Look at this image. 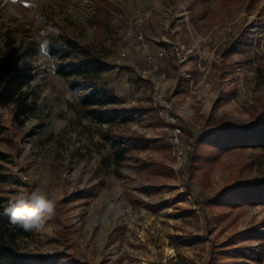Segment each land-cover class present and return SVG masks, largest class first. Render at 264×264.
I'll use <instances>...</instances> for the list:
<instances>
[{"label": "rangeland", "instance_id": "rangeland-1", "mask_svg": "<svg viewBox=\"0 0 264 264\" xmlns=\"http://www.w3.org/2000/svg\"><path fill=\"white\" fill-rule=\"evenodd\" d=\"M0 5V59L20 47L37 50L18 64L32 76L22 90L30 110L21 126L13 123L12 108L0 110L6 157L0 165L9 177L2 193L14 199L39 188L56 201L41 229L15 237L18 255L31 264L42 258L43 264H204L212 245L234 241L254 248L264 264V204L204 202L220 198L226 186L264 178V152L221 155L206 187L201 174L192 180L188 171L195 138L223 125L241 128L264 108V0H17L15 15L7 14L4 0ZM57 35L102 54V81L115 107L128 114L150 108L156 115L154 124L115 123L111 133L133 132L161 146L115 166L107 126L80 107L86 91L71 90L56 75V62L39 56L40 43ZM180 81L188 92L178 88ZM171 116L192 147L177 173L167 148ZM138 159L162 164L172 176L136 174ZM154 185L165 188L140 192Z\"/></svg>", "mask_w": 264, "mask_h": 264}, {"label": "trees", "instance_id": "trees-1", "mask_svg": "<svg viewBox=\"0 0 264 264\" xmlns=\"http://www.w3.org/2000/svg\"><path fill=\"white\" fill-rule=\"evenodd\" d=\"M45 40L49 42V51L55 58L56 75L68 81V87L71 90L77 88L85 90L79 102L80 107L87 116L107 126V133L104 137L111 141L113 163L116 167H119L131 153L143 151L150 145L155 148L161 146L160 140H148L143 135L133 132L111 133L110 129L115 123L127 124L132 118H136L141 123L148 120V124H152V119L156 115L150 108L134 107L129 110L128 114L115 107L118 101L107 84L102 81L106 65L101 53L79 45L66 35H57ZM36 54L35 48L20 47L15 55L0 59V110L12 108V121L17 126H21L22 118L30 110L26 107L27 97L22 90L32 79L31 74L20 69L18 64L29 61ZM14 59L18 61L13 62ZM181 82L178 83V88L183 89L185 93L188 92V84ZM193 142V156L188 166L189 178L193 180L196 179L198 173L201 174L200 183L203 182L202 186L206 187L209 183V174L221 155L244 149L264 152V108L250 115L246 124L241 128L234 125H223L195 138ZM5 160V155L0 153V164ZM136 162L137 164L133 167L136 174L147 172L152 176H172L171 170L162 164L139 159ZM8 183L9 177L0 165V264H31L18 255L12 247L15 237L28 238L31 231H25L22 227L10 223L9 216L4 213V209L14 200L2 193V186ZM164 188L158 185L148 186L141 188L140 192L150 196L161 192ZM204 202L209 206L217 205L219 208H242L255 203L264 204V178L226 186L220 198L213 197ZM160 207L163 208L164 205L161 204ZM172 239L179 240L181 245L185 244L183 239L177 237H172ZM250 240L256 241L259 237L251 234ZM40 261L39 264H43L44 259ZM58 262L59 260H51L52 264H59ZM249 263L259 264L256 250L252 247L237 246L234 241L212 245L209 256L204 262V264Z\"/></svg>", "mask_w": 264, "mask_h": 264}, {"label": "clouds", "instance_id": "clouds-1", "mask_svg": "<svg viewBox=\"0 0 264 264\" xmlns=\"http://www.w3.org/2000/svg\"><path fill=\"white\" fill-rule=\"evenodd\" d=\"M16 3L17 0H4V4L10 5L7 9L8 15L16 14L15 8L11 7ZM39 56L43 58V61L55 64V58L49 51L47 40L40 43ZM55 207L56 201L37 188L30 196L26 197L23 194L16 196L9 206L4 209V213L9 216L10 223L22 227L25 231H32L39 230L44 226L46 220L54 214Z\"/></svg>", "mask_w": 264, "mask_h": 264}, {"label": "built area", "instance_id": "built-area-1", "mask_svg": "<svg viewBox=\"0 0 264 264\" xmlns=\"http://www.w3.org/2000/svg\"><path fill=\"white\" fill-rule=\"evenodd\" d=\"M152 69L156 70L157 67L150 62ZM200 67V65H199ZM166 131H167V145L169 153L173 159V167L177 173L184 167L187 159V155L192 149L190 143H188L182 132V128L178 123V119L174 117L166 118Z\"/></svg>", "mask_w": 264, "mask_h": 264}]
</instances>
